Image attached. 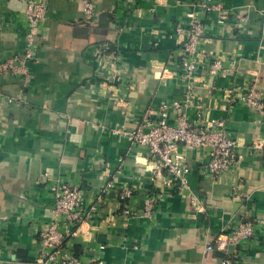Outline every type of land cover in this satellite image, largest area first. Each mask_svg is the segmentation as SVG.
I'll use <instances>...</instances> for the list:
<instances>
[{
  "label": "crops",
  "instance_id": "0c3cea01",
  "mask_svg": "<svg viewBox=\"0 0 264 264\" xmlns=\"http://www.w3.org/2000/svg\"><path fill=\"white\" fill-rule=\"evenodd\" d=\"M215 1L246 20L239 26L232 14L222 23L217 13L203 16L200 48L234 57L236 65L211 82L204 69L187 82L178 68L184 36L175 33L179 23L187 28L185 1L96 0L95 21H89L80 0H48L29 81L0 75V264H33L39 233L53 218L55 180L77 184L82 193L84 220L69 238L78 258L221 264L222 253L206 246L245 220L256 233L241 244L234 264H264V155L248 150L264 139V123L238 101L251 85L264 95V0ZM27 2L0 0V62L25 49ZM104 42L120 52L117 83L96 73L92 48ZM164 67L168 77L160 82ZM187 95L224 123L242 156L237 169L211 183L199 174L204 153H189L188 179L200 210L167 189L164 175L152 177L145 149L128 139L146 111ZM174 118L171 113V124ZM107 182L112 188L103 193ZM124 189L133 196L120 202ZM151 196L159 200L150 218L124 214L126 208L140 213Z\"/></svg>",
  "mask_w": 264,
  "mask_h": 264
},
{
  "label": "built area",
  "instance_id": "2783aa9c",
  "mask_svg": "<svg viewBox=\"0 0 264 264\" xmlns=\"http://www.w3.org/2000/svg\"><path fill=\"white\" fill-rule=\"evenodd\" d=\"M95 1L80 0L84 17L95 21ZM191 7L185 13L186 27L179 23L175 33L184 36L181 41L178 68L180 78L190 82L201 69L205 70L209 82L219 74L234 67L236 59L229 57H212L201 50L200 46L205 40V27L202 23L203 16L212 13L219 14V22L231 15L221 2L215 0H183ZM48 0H28L23 13L26 24V46L22 53L0 62V75L22 78L25 82L30 79V65L34 61L38 26L46 18ZM198 9V10H196ZM239 24L246 20V16L232 14ZM240 26V25H239ZM3 22L0 17V33ZM92 55L97 64V76L117 83L119 70L118 63L121 59L120 52L108 42L93 46ZM168 77L167 69L160 71V82H165ZM239 102L252 108L259 117V122L264 123V95L253 85L238 98ZM18 100V99H17ZM13 102L12 100H9ZM235 101L231 100L230 104ZM117 105H122L121 99H115ZM193 111L194 117L190 118L188 111ZM231 110V109H230ZM174 115V123L169 122L170 114ZM131 143L143 147L147 159L152 163L149 169L152 177H162L164 186L185 196L189 204L200 210V203L192 192L189 184L191 173L188 164V155L192 151H201L206 161L199 168V174L215 183L221 176L233 172L238 168L242 156L238 153L236 139L217 119H210L202 104L196 103L193 96L187 95L184 101L162 102L156 111H146L134 130L129 133ZM250 153L264 155V139H255L248 146ZM112 188V183L107 182L103 193ZM52 195V220L39 233V249L33 264H105L95 256L83 260L74 256L69 238L76 237L78 230L75 227L83 222L85 216L84 203L79 185L66 180H55L49 187ZM133 196L131 189H124L119 194L120 202ZM159 198L148 197L138 213L137 210L126 208L125 215L142 216L150 218L154 213ZM256 233L255 225L251 221L240 220L229 230L221 233L206 246V251H220L221 264H234L238 260V251L241 244L251 239ZM104 249V246L99 248Z\"/></svg>",
  "mask_w": 264,
  "mask_h": 264
}]
</instances>
